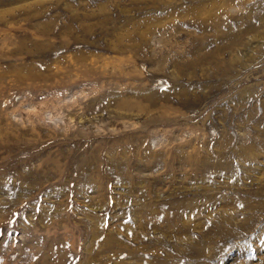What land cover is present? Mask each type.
<instances>
[{
  "label": "rangeland",
  "instance_id": "374dc122",
  "mask_svg": "<svg viewBox=\"0 0 264 264\" xmlns=\"http://www.w3.org/2000/svg\"><path fill=\"white\" fill-rule=\"evenodd\" d=\"M0 264H264V0H0Z\"/></svg>",
  "mask_w": 264,
  "mask_h": 264
}]
</instances>
